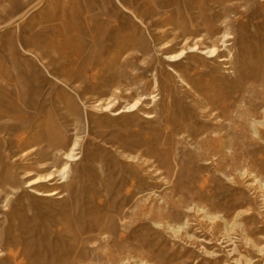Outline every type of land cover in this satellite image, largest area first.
<instances>
[{"label": "rangeland", "instance_id": "obj_1", "mask_svg": "<svg viewBox=\"0 0 264 264\" xmlns=\"http://www.w3.org/2000/svg\"><path fill=\"white\" fill-rule=\"evenodd\" d=\"M263 126L264 0H0V264H264Z\"/></svg>", "mask_w": 264, "mask_h": 264}, {"label": "bare ground", "instance_id": "obj_2", "mask_svg": "<svg viewBox=\"0 0 264 264\" xmlns=\"http://www.w3.org/2000/svg\"><path fill=\"white\" fill-rule=\"evenodd\" d=\"M219 39L221 41V43L224 45V46H227V44L225 43L226 40L228 39V35L226 33H222L220 36H219ZM196 45H193V46H187L188 48H194ZM198 48V47H196ZM216 51V47H210V48H205L204 50L201 51V54L205 53V54H209V57ZM182 53V50L178 53H175V54H171V55H168L167 57V60L168 61H173V59H171L172 57H175V56H178ZM139 102V98H136V100L133 102V103H129L127 108L124 107V109L121 111V112H128V111H131L133 110L134 106L137 105V103ZM112 103V101H108L105 105V107H108L110 106V104ZM101 104V103H100ZM263 121V119H262ZM254 122V121H253ZM252 123V122H251ZM257 123V122H256ZM254 122V124H256ZM254 124L252 126H254ZM264 127V126H263ZM255 128V127H254ZM257 129V128H256ZM255 129V130H256ZM261 129V128H260ZM78 147V139H74L72 141V143L70 144L68 150L66 152L63 153V160L64 162L62 163V165L60 166L59 169H56V170H53L51 171L50 173H47V174H44V175H40L38 176L36 179H33L29 182V186L31 185H35V184H38V183H41V182H44V181H50V180H53L56 176L60 177V178H63L64 174L67 173L68 171V166H69V163L70 162H73L75 160L74 158V155H75V151ZM250 172V171H249ZM243 173V171H242ZM252 173V172H251ZM248 174V173H247ZM243 175V174H242ZM246 177V176H245ZM244 177V178H245ZM230 178V177H228ZM255 178V177H254ZM234 181V180H233ZM260 181V180H259ZM253 182V181H252ZM262 182V181H261ZM264 182V181H263ZM261 184V183H260ZM264 184V183H263ZM259 185V183H258ZM260 187V186H259ZM263 187V186H262ZM206 212V211H205ZM202 213V211H201ZM205 216V215H204ZM216 216V214H215ZM239 216V215H238ZM237 216V217H238ZM209 217V216H208ZM236 217V218H237ZM213 218V217H212ZM215 218V217H214ZM221 218V217H220ZM236 218H234L236 220ZM224 222V221H223ZM234 222V221H232ZM231 223V222H230ZM228 224V223H227ZM157 225V224H156ZM161 225V224H160ZM184 224H182L183 226ZM240 225V224H239ZM181 226V225H180ZM231 227V226H230ZM175 230V229H174ZM179 231V230H178ZM248 238V237H247ZM246 239V238H245ZM249 241V239L247 240ZM251 241V240H250ZM252 243H254L252 241ZM260 247V246H259ZM238 250V249H237ZM258 250V249H257ZM261 251V249H260ZM248 258V257H247ZM249 262V261H248Z\"/></svg>", "mask_w": 264, "mask_h": 264}]
</instances>
